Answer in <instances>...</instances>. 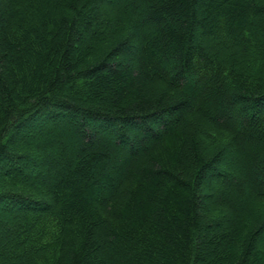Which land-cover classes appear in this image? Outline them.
Masks as SVG:
<instances>
[{"label":"trees","instance_id":"1","mask_svg":"<svg viewBox=\"0 0 264 264\" xmlns=\"http://www.w3.org/2000/svg\"><path fill=\"white\" fill-rule=\"evenodd\" d=\"M0 264H264V0H0Z\"/></svg>","mask_w":264,"mask_h":264},{"label":"rangeland","instance_id":"2","mask_svg":"<svg viewBox=\"0 0 264 264\" xmlns=\"http://www.w3.org/2000/svg\"><path fill=\"white\" fill-rule=\"evenodd\" d=\"M213 46L215 47V48H213L214 51L217 52L219 54V56H222V51H227V47L224 46V45H221L220 43L215 42ZM34 124H38V125L34 126ZM61 124L62 123H60L59 125H61ZM40 128H43V132L45 134H48L47 129H49L51 131L54 130L53 126L52 127H49V126L46 127L44 124H42V122H39V123L30 124L28 126V128H24V129L23 128H18L17 131H16V135L24 136V134H25V136L28 137V139L37 138L38 135L40 134V132H39ZM63 131L64 130L60 129V132H63ZM53 134H55V133L52 132V134H50V135L53 136ZM26 173L28 174V176H30V175H32L34 173V169L26 170ZM41 174H43V173L41 172Z\"/></svg>","mask_w":264,"mask_h":264}]
</instances>
